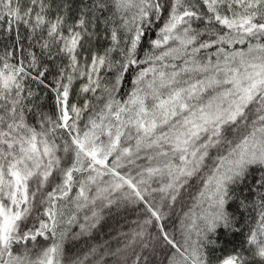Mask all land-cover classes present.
<instances>
[{
  "label": "snow or ice",
  "instance_id": "1",
  "mask_svg": "<svg viewBox=\"0 0 264 264\" xmlns=\"http://www.w3.org/2000/svg\"><path fill=\"white\" fill-rule=\"evenodd\" d=\"M109 260L264 264V0H0V264Z\"/></svg>",
  "mask_w": 264,
  "mask_h": 264
},
{
  "label": "trees",
  "instance_id": "2",
  "mask_svg": "<svg viewBox=\"0 0 264 264\" xmlns=\"http://www.w3.org/2000/svg\"><path fill=\"white\" fill-rule=\"evenodd\" d=\"M70 2L73 3V8L79 4V0H70ZM72 15H75V11H73ZM99 43V42H97ZM79 85H76L78 87ZM122 216L125 217V219H121L119 223H117L115 220L108 219L106 220L100 228L95 230L91 237H81L79 240H68L65 243L66 252L70 256H75L78 254H81L83 251H86L88 247L95 245V244H103L104 241H110L111 246L113 248L118 246L117 240L112 239L117 236V231L127 232L129 229L135 227V225L132 223V221L137 219V215L135 212H129V213H122ZM110 229L111 236L108 235ZM72 231H78V228L73 225ZM242 237L237 239V243L240 242ZM224 254H227L226 252ZM109 264H111V261L109 260Z\"/></svg>",
  "mask_w": 264,
  "mask_h": 264
}]
</instances>
